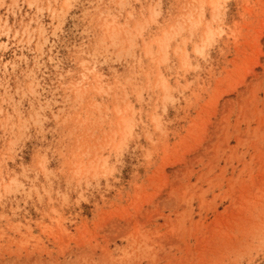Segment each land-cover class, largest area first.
<instances>
[{
	"label": "rangeland",
	"instance_id": "obj_1",
	"mask_svg": "<svg viewBox=\"0 0 264 264\" xmlns=\"http://www.w3.org/2000/svg\"><path fill=\"white\" fill-rule=\"evenodd\" d=\"M0 264H264V0H0Z\"/></svg>",
	"mask_w": 264,
	"mask_h": 264
}]
</instances>
